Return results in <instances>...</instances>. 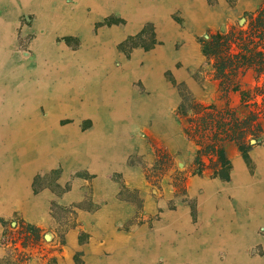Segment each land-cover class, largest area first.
I'll return each mask as SVG.
<instances>
[{"label":"rangeland","instance_id":"374dc122","mask_svg":"<svg viewBox=\"0 0 264 264\" xmlns=\"http://www.w3.org/2000/svg\"><path fill=\"white\" fill-rule=\"evenodd\" d=\"M164 1L170 2L168 0L148 1L155 9H152L153 14L159 11L160 2L165 5ZM187 1H190L191 5L196 4L194 0ZM201 1L210 12L214 13V17L197 25V28L193 27V21L199 20L200 12H194L192 17H188L181 8H178L169 16V20L179 32L188 29L197 33L193 41L198 52L192 56L186 55L185 58L188 59L185 63L169 64L167 61L170 60L171 53L180 52L187 42L183 40L175 44L172 49L161 51L158 47L162 46L163 42H159L154 33L156 23L153 18L148 21V16H145L140 30L126 38L122 31L133 30L132 28L138 26L127 18L119 17H108L96 21H93L94 18L87 17V20L92 21L80 33L56 38L57 42L61 41L65 44L66 52L74 54L81 47L83 49L95 46L96 41L104 40L101 35L103 31L110 28L119 29L120 37L118 43L117 39L115 40V49L124 64L115 61L112 65L103 66V69L99 71L107 69L108 73L117 74L118 102L126 96L127 104L145 105V102L149 100L153 105L152 111L147 114L146 121L140 124L132 122L134 126L132 143L124 142V145L115 146L113 151L111 145L103 146L108 156L116 155L128 166L135 164L142 176L145 172L150 180L148 182L144 176L142 184L145 187L135 190L124 184L125 179L119 178V174L113 169V164L108 167L114 171L109 179L115 186L118 184V196L132 209L133 216L120 229H127L131 223L143 220L142 218L146 215L143 211L144 195L140 193L143 190L146 193L145 196H149L155 204L160 205L157 211L149 214V218L146 219L149 227L152 221L161 216L160 213L165 212L179 217L177 212L184 209L190 218L189 223L193 224L192 227L195 226L204 191L199 185L194 193H190L193 188L192 180L217 184L220 182L222 186L230 188L233 186L234 161H240L241 168L252 175L256 153H264V143L253 148L246 156H242L234 147L229 148L227 151L230 160L228 180L211 178L209 174L190 175L196 149L183 136L175 116L180 95L182 91H187L204 104L216 103L219 98L218 83L213 79L210 67L205 65L201 40L208 34L227 32L232 26L241 25L245 15L254 13L263 0ZM137 3L138 0L135 1L136 6ZM5 4L6 8L13 9L9 0H6ZM16 4L20 8L19 1L16 0ZM178 4L177 6H183L181 2ZM86 9L87 12L90 11L89 8L86 7ZM189 15H191L190 12ZM14 20L16 25L9 39L11 45L7 55L10 54V58L5 64L6 75L0 76V143L5 148L11 149L6 153L9 156L6 162L11 170L14 169L15 173L21 176L19 178L22 182L31 174L28 181H30V191L33 195L48 189L53 199L49 201L51 219L46 229L38 227L29 219L26 220L17 214L7 215L0 202V264H59L65 258L62 257L65 233L70 227L76 226L77 211L91 212L102 205V201L93 195L95 183L100 179L98 178L99 170L97 164L96 168L93 167V162L87 155L90 147L84 138L89 131L98 127L99 123L96 120L109 123L115 115H119L120 125L123 120L129 122V119L120 112L113 114L115 112L112 111L109 113L91 111V104L95 102V99L86 94L91 95L90 92L98 91L97 84L112 76H91L90 73L89 76H67L66 78L46 76L47 65L42 64L38 59L36 43L46 40L48 35L45 37L44 33H40L42 29L39 32L34 31L35 21L31 14L17 16ZM157 56H163L165 59L154 58ZM87 67L88 72H94V67ZM158 75L159 78L161 77V82L158 81ZM163 83L166 84L167 89L165 95ZM250 83L251 80L248 78L247 84ZM154 89L160 91L161 95L154 94ZM77 94H80L82 99L79 102H86L87 106L82 105V110L75 114L73 110L70 111L71 113L64 114L58 112V95L77 96ZM231 100L233 104H236L238 97L234 95ZM75 102L78 100L71 98L68 105ZM161 105L165 108L160 110ZM70 108L74 109L75 106ZM133 112L134 110L131 111L130 118L138 117L139 113L133 114ZM128 115L126 113V116ZM66 135L68 136L65 144L59 143L62 142V136ZM179 140H182V143H179ZM150 141L158 143L170 154L171 164L163 166L160 164L161 162L155 158L150 147ZM92 148L93 154L99 153L98 146H92ZM143 148L146 153L143 152ZM183 172H187L189 177L185 183V193L182 195L174 184ZM76 183L80 184L79 190L83 192L82 200L63 205L60 199L63 198L64 193L72 190ZM233 199L232 196H228V200ZM86 238H88L86 234L79 233L80 245H84ZM250 255L258 258L263 256L259 248L250 250ZM73 262L74 264L84 263L79 255L73 257ZM156 264L164 263L160 260Z\"/></svg>","mask_w":264,"mask_h":264},{"label":"crops","instance_id":"0c3cea01","mask_svg":"<svg viewBox=\"0 0 264 264\" xmlns=\"http://www.w3.org/2000/svg\"><path fill=\"white\" fill-rule=\"evenodd\" d=\"M5 1L0 0V76L6 75L5 64L10 58V54L7 55L11 45L9 39L16 25L14 18L31 14L35 21L34 31L39 32L42 29L40 33H44L45 37L48 35L46 40L36 43L37 57L42 64L47 65L46 76L66 78L89 76V73L91 76H112L97 84L98 91L90 92L91 95L86 94L95 99L91 104V111L97 113L112 111L115 112L113 114L120 112L129 119V122L123 120L120 125L119 115L113 118L110 116L112 119L109 123L96 120L99 123L98 127L89 131L84 138L90 147L87 155L90 156L93 167L96 168L97 164L99 170L100 179L95 183L93 195L102 201V205L91 212L77 211L76 226L70 227L65 233L62 253V257L65 258L59 264H74L73 257L76 255L80 256L83 264H156L160 260L164 264H264V153L262 152L256 153L252 175L241 168L240 161H234L233 186L230 188L222 186L220 182L217 184L192 180L193 188L190 193H194L199 185L204 191L195 226L192 227L193 224L189 223L190 218L184 209L177 212L179 217L165 212L160 213L161 216L152 221L149 227L146 219L149 218V214H154L160 205L155 204L149 196H145L143 190L140 193L144 195L143 211L146 215L143 220L131 223L127 229H120L133 215L131 207L118 196V184L115 186L109 179L114 173L113 169L119 174V178L125 179L124 184L135 190L145 187L142 184L144 176L148 182L150 180L145 172L142 176L135 164L128 166L118 156H108L103 146L111 145L113 151L115 146L124 145V142L132 143V131H134L132 122L140 124L146 121L153 105L149 100L145 105L127 104L125 95L118 102L117 74L108 73L107 69L99 71L103 66L112 65L115 61L124 64L115 49V40L119 42V29L110 28L103 31L101 35L104 40L96 41L95 46L83 49L81 47L74 54L66 52L65 44L56 40V38L77 35L83 28H87L92 21L87 20V17L94 18L93 21L108 17L129 19L138 27L132 28L133 30H123L126 38L137 33L142 22L145 21V16H148L149 18L146 17L148 21L153 18L156 23L154 33L155 38L163 42L162 46L158 47L161 51L172 49L175 44L183 40L187 42L180 52L171 53L170 60L167 61L169 64L185 63L188 59L185 58L186 55L192 56L198 52L193 41L197 33L188 29H183L182 32L176 30L169 20L170 14L178 8H181L188 17H192L194 12H200L199 20L193 21V27L197 28L202 22L211 20L214 13L210 12L201 0H194L196 4L192 5L187 0H168L170 2L164 1L165 5L160 2L156 14H153L152 9H155L151 7L149 0H138L137 6L136 0H17L20 8L16 0H9L13 9L6 8ZM178 2L183 6H177ZM86 7L89 8V12ZM154 58L165 59L163 56ZM87 66L94 67V72H88ZM157 77L161 82V77L159 78V75ZM163 88L165 95L167 90L165 83ZM153 91L154 94L161 95L160 91L155 89ZM71 98L78 102L68 105ZM79 101H82L80 94L58 95L57 110L62 114L71 113L72 110L74 114L78 113L82 110V105L87 106L86 102ZM71 106L75 108L71 109ZM164 108L165 106L161 105L160 110ZM133 110V114L139 113L138 117L130 118ZM126 113L129 115L126 116ZM67 136H62V142L59 143L64 145ZM179 143H182V140H179ZM92 146H98L99 153L93 154ZM7 151L11 149L5 148L0 143V196L3 194L0 202L3 211L9 216L17 214L26 220L29 219L42 229L48 228L51 219L49 201L53 199L50 191L47 189L33 195L28 181L31 174L22 182L19 178L21 176L16 174L14 169L11 170L6 162V158L9 157L6 155ZM143 152L146 153L144 148ZM112 164L111 170L108 167ZM79 188L80 184L76 183L72 190L63 194L60 202L63 205L80 202L83 192ZM228 196L234 199L228 200ZM80 232L88 236L84 245L79 243ZM253 248H259L263 256L252 257L250 250Z\"/></svg>","mask_w":264,"mask_h":264},{"label":"trees","instance_id":"16d2710c","mask_svg":"<svg viewBox=\"0 0 264 264\" xmlns=\"http://www.w3.org/2000/svg\"><path fill=\"white\" fill-rule=\"evenodd\" d=\"M201 48L218 83V102L204 104L182 91L175 116L196 149L190 175L228 180V149L234 147L246 156L264 143V0L241 25L204 37ZM234 95L236 104L231 100ZM150 147L162 166L171 164L172 157L161 145L150 142ZM188 177L183 172L174 184L182 195Z\"/></svg>","mask_w":264,"mask_h":264}]
</instances>
